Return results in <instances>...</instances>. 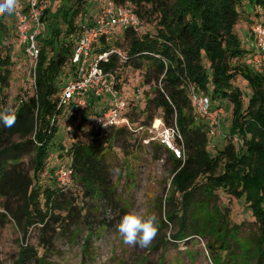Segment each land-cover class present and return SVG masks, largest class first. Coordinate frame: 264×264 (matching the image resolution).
Here are the masks:
<instances>
[{"label":"trees","instance_id":"16d2710c","mask_svg":"<svg viewBox=\"0 0 264 264\" xmlns=\"http://www.w3.org/2000/svg\"><path fill=\"white\" fill-rule=\"evenodd\" d=\"M85 1L74 0L75 5L68 4L62 10L61 19L68 23L57 45V13L43 8L42 13L51 18L48 30L40 37L35 87L14 104L15 125L0 124V208L4 210L0 214L12 217L24 235L31 223L39 224L42 231L52 222L64 229L73 224L75 232L77 224L87 217L83 202L61 199L66 186L54 176L44 175H48L44 170L47 145L61 109L57 100L63 84L58 83L55 72L66 57L70 62L74 42L66 35L79 28L74 18ZM111 1L130 7L140 23L138 27H119L113 37H101L95 47L97 51L114 48L122 55L111 52L99 61L101 68L115 77L123 64L142 69L143 104L137 107L135 98H129V121L133 127L149 126L159 118L164 125L175 122L182 133L184 158L168 152L171 177L164 213L177 225L170 237L181 240L196 234L206 238L204 246L212 264H264V70L251 67L250 55L233 31L242 5L264 8V0ZM0 24L3 35L6 23ZM142 24L152 29L141 30ZM9 49L7 45L0 55L2 66L9 63ZM7 82L0 73V106L7 105L1 95ZM189 84L211 99L230 104L220 147H207L210 130L194 111ZM88 102L91 107L106 103L99 98H89ZM131 132L135 131L122 126H110L105 133L89 127L68 146L69 161L62 164H71L72 178L89 197H109L114 192L108 179L109 152L115 142L124 148ZM154 145L159 147L156 141ZM22 158H28V167L20 165ZM217 192L243 200L251 216L254 235L235 255L230 238L242 221L228 218L226 205L223 209L214 201ZM198 194L202 197H196ZM28 248L26 257L37 253Z\"/></svg>","mask_w":264,"mask_h":264},{"label":"rangeland","instance_id":"374dc122","mask_svg":"<svg viewBox=\"0 0 264 264\" xmlns=\"http://www.w3.org/2000/svg\"><path fill=\"white\" fill-rule=\"evenodd\" d=\"M105 1L87 0L83 6L81 4L83 10L79 11L74 18L76 25L85 22L88 16H93L99 7L105 5ZM43 2L45 9H49L51 13H57L54 18L60 27V32L54 40L57 45L63 37L64 26L68 23L61 19V12L68 8V4L75 5V3L74 0L65 2L44 0ZM19 3L20 6L23 5V0H19ZM242 9L238 21L233 25V31L240 41V46L249 55L255 47L249 35L248 25L253 20H264V8L252 7L244 3ZM42 15L41 26L43 28L38 39L39 47L40 37L48 30L47 22L51 18L45 12ZM2 21L6 23V26L4 34L0 35V55L4 53L7 45H10V49L8 51L9 63L6 66L0 65V73H4L8 79L6 86L2 88L1 95L6 104L14 105L21 98L33 92L35 71H31L28 67L29 62L23 50V43L15 33L12 15L0 16V23ZM50 21L53 22L52 19ZM116 28L118 30L119 27ZM140 28L141 30L152 29L144 24ZM77 30V27L74 28L66 35V38L74 42ZM46 49L48 50L49 46ZM249 64L254 68L250 62ZM119 67L120 71L116 73L118 77H115L118 82L115 85L117 97L128 101L130 97H133L137 107H141L142 94L145 89L141 82L142 69L125 64ZM71 69V63L66 57L60 62L55 72L58 83L64 84L72 78ZM238 83L241 84V82ZM151 93L149 91L148 95ZM104 100L111 102L107 94L101 98V101ZM210 104L211 107L219 105L223 107L219 124L214 125L211 132L207 133V147L213 149L216 146L220 147L223 143V131L228 124L230 104L225 100L211 98ZM89 106L83 112L74 111V114L70 113V104L61 106L57 114L54 134L47 145L44 170L48 172V175L46 173L44 175L53 176V168L69 161L66 150L75 137H81L83 129L96 128L94 115L100 107L99 105ZM78 115H80L79 120L76 117ZM156 119L149 126L152 130H149L148 126H143L131 132L126 137L124 148L118 145L119 142L112 144L108 161V179L114 189L111 196L89 197L75 178H71L69 184L62 189L61 199L83 202L85 205L82 211L86 210L87 217L81 219L75 232L72 230L73 224L64 229L52 222L42 231L39 224L31 223L24 235L23 230L16 226L12 217L7 213L2 216L0 214L3 218L0 221V264H212L204 246L206 238L196 234L181 240H173L170 237L177 228V225L168 220L164 213L168 209L167 196L169 195L171 163L167 149L160 144L159 147H155V140L149 137L155 135L161 127L160 119L159 124L154 123ZM202 121H205L209 127L206 118ZM106 131L107 128L103 130V133ZM143 138H148L149 141L145 142ZM20 165L28 167V158H22ZM196 197L202 196L198 194ZM213 198L217 204L222 205V208L226 205L225 209L231 221H242L237 232L230 238L232 253L235 255L240 252L243 245L250 242L254 235L251 216L245 207V202L236 199L233 195L217 192ZM141 209L148 214L154 213L158 218V234L149 246L143 248L126 245L116 227L124 214ZM2 211L4 210L0 208L1 213ZM28 247L37 253L26 257L24 254L29 250ZM40 256L42 258H39Z\"/></svg>","mask_w":264,"mask_h":264},{"label":"built area","instance_id":"2783aa9c","mask_svg":"<svg viewBox=\"0 0 264 264\" xmlns=\"http://www.w3.org/2000/svg\"><path fill=\"white\" fill-rule=\"evenodd\" d=\"M22 4L12 14L14 28L17 38L23 43V50L29 62L28 67L31 71H35L40 49L38 39L43 28L41 13L44 4L41 0H23ZM139 25L137 15L130 7L116 5L111 0H106L105 5L99 7L88 21L79 24L70 54L72 78L61 87L57 102L61 106L70 104V113L74 114V111L83 112L88 107L89 98L101 99L107 94L111 102L100 104L99 110L94 115L96 130L100 132L110 126H124L133 131L143 127L142 125L132 126L126 115L129 101L118 98L116 95L115 75L105 72L99 65V61L106 60L109 53L116 52L119 55L120 53L114 48L105 51H97L95 48L101 37L105 39L113 37L116 27H138ZM248 26L249 35L255 47V50L249 54L250 63L254 68L264 70V20H253ZM120 56L122 57V55ZM188 87L190 101L196 115L201 119H207L211 132L212 127L219 124L223 107L220 105L211 107L210 99L205 93L198 90L193 84H189ZM136 91H138L137 88ZM76 117L78 120L80 119V115ZM157 119L159 120V118ZM160 124L161 127L155 135L149 137L167 149L173 157L183 159L181 131L175 122L171 125H164L161 121ZM143 140L149 141L148 138H143ZM72 172L70 163L61 164L54 168L53 176L59 184L67 186L72 178Z\"/></svg>","mask_w":264,"mask_h":264},{"label":"clouds","instance_id":"9594fccd","mask_svg":"<svg viewBox=\"0 0 264 264\" xmlns=\"http://www.w3.org/2000/svg\"><path fill=\"white\" fill-rule=\"evenodd\" d=\"M19 0H0V16H11L17 10ZM17 109L12 104L0 106V124L4 127H12L17 119ZM157 216L132 210L124 214L120 219L117 230L123 242L129 246L141 248L149 246L158 234Z\"/></svg>","mask_w":264,"mask_h":264},{"label":"bare ground","instance_id":"6f19581e","mask_svg":"<svg viewBox=\"0 0 264 264\" xmlns=\"http://www.w3.org/2000/svg\"><path fill=\"white\" fill-rule=\"evenodd\" d=\"M158 121H159V120H158V119H156V121H155L154 123H158ZM158 124H159V123H158ZM158 124H157V125H158Z\"/></svg>","mask_w":264,"mask_h":264}]
</instances>
